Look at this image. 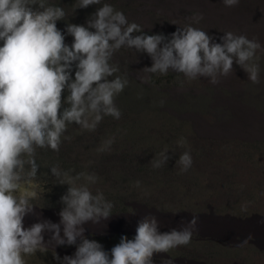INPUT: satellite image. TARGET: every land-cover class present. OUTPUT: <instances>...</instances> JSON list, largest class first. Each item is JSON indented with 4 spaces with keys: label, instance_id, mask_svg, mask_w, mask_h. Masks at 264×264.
<instances>
[{
    "label": "rangeland",
    "instance_id": "1",
    "mask_svg": "<svg viewBox=\"0 0 264 264\" xmlns=\"http://www.w3.org/2000/svg\"><path fill=\"white\" fill-rule=\"evenodd\" d=\"M120 5L129 23L148 34L169 35L191 24L215 42L227 31L258 41L260 83H252L235 63L234 72L218 84L201 77L190 81L171 69L144 74L139 70L153 63L146 52L126 46L116 50L109 63L117 71L108 79L128 81L114 97L120 118L103 116L90 128L68 124L59 151L35 149L38 170L28 177L30 165L25 164L17 195L28 197L42 215H28L25 227L38 219L59 223L60 197L68 184L52 174L56 166L66 173L65 181L102 194L111 210H118L110 217L134 216L123 218L122 225L103 218L84 225L86 235L105 250L123 235L133 238L130 232L136 229L126 226H137L148 212L181 214L177 230L198 218L191 241L158 253L156 261L167 264L170 257L175 264H264V0H239L231 7L224 0H123ZM65 42L71 45L73 37L65 34ZM144 75L151 79L143 81ZM185 151L193 164L181 172L176 160ZM161 153L170 159L153 167ZM50 235L44 233L45 241ZM73 247L57 246L56 252L63 258ZM54 251L49 246L24 259L26 264H60Z\"/></svg>",
    "mask_w": 264,
    "mask_h": 264
},
{
    "label": "clouds",
    "instance_id": "2",
    "mask_svg": "<svg viewBox=\"0 0 264 264\" xmlns=\"http://www.w3.org/2000/svg\"><path fill=\"white\" fill-rule=\"evenodd\" d=\"M238 3L224 0L228 7ZM90 5L98 7L86 25L67 23L62 31L57 21L64 20L63 8L46 0H0V264H26L25 256L49 246L55 249L53 256L60 264H153L155 253H168L191 241L197 217L180 230L160 231L157 216L148 213L138 221L133 238L123 235L110 251L105 250L86 235L84 225L107 220L112 215L111 203L87 186L65 181L62 176L66 173L56 166L51 168L52 174L60 184H68L60 197L59 223L38 219L25 227L28 215H42L28 197L17 195L25 164L30 165L28 177L38 170L35 149L59 151L68 124L90 128L103 116L120 118L114 97L128 81L119 76L108 79L117 71L109 63L116 50L126 46L146 52L153 63L139 70L144 74H167L171 69L190 81L201 77L218 84L221 77L234 72L235 63L252 83H260L256 53L261 44L246 35L227 31L221 42H215L191 24L169 35L148 34L109 3L78 0V8ZM65 34L73 37L71 45L65 42ZM141 79L147 82L151 77ZM160 155V160L153 159V167L170 159L165 153ZM192 164L188 151L176 160L181 172ZM45 232L51 233L47 241ZM73 245L76 250L71 255L61 258L56 252L57 246ZM167 264H173L172 260Z\"/></svg>",
    "mask_w": 264,
    "mask_h": 264
},
{
    "label": "trees",
    "instance_id": "3",
    "mask_svg": "<svg viewBox=\"0 0 264 264\" xmlns=\"http://www.w3.org/2000/svg\"><path fill=\"white\" fill-rule=\"evenodd\" d=\"M46 2L50 5L61 7L65 11L64 20L57 21V27L59 29L66 28L67 23L86 25L87 19L98 7V5H90L87 8H78V0H46ZM122 2L123 0H101V4L109 3L114 7V9L122 11L125 14L127 10H125L123 6L121 7L120 3ZM0 44H2V41H0ZM117 59L119 61L121 60L119 58ZM120 62H122V60ZM117 211L118 210H111V213H115Z\"/></svg>",
    "mask_w": 264,
    "mask_h": 264
},
{
    "label": "bare ground",
    "instance_id": "4",
    "mask_svg": "<svg viewBox=\"0 0 264 264\" xmlns=\"http://www.w3.org/2000/svg\"><path fill=\"white\" fill-rule=\"evenodd\" d=\"M154 212H155V210H154ZM156 216H157L158 221H159V230L160 231H170L172 228L178 229L181 226V222H182V218H183V215H181V214L172 215V214H165V213L161 214L160 213V214H158ZM132 217H134V216L126 214V215H122V216L109 217L107 220H115V222H116L115 225H122V224H124L123 220H122L123 218H132ZM136 219H138V218L136 217ZM136 219H134V220H136ZM184 219H186V218H184ZM131 224H133V223H131ZM134 224H135V222H134ZM126 227H131V228H135L136 229L137 226H126ZM130 233H134L135 234L134 231L130 232ZM75 250H76V247H73L72 249H69L68 251H65L64 254L65 255H70L71 253H74ZM155 257H161V255H159L158 253H155L153 255V264H164V263L156 261L154 259ZM168 258L171 259L170 257H168ZM177 261H175V262L177 263ZM172 262H174V261L172 260ZM173 264H175V263H173Z\"/></svg>",
    "mask_w": 264,
    "mask_h": 264
}]
</instances>
